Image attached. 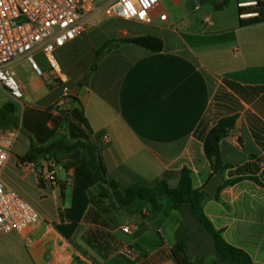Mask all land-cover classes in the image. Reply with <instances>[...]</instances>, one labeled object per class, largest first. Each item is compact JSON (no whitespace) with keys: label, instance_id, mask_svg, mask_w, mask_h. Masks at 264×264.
Here are the masks:
<instances>
[{"label":"crops","instance_id":"obj_1","mask_svg":"<svg viewBox=\"0 0 264 264\" xmlns=\"http://www.w3.org/2000/svg\"><path fill=\"white\" fill-rule=\"evenodd\" d=\"M256 1L160 0L149 25L94 14L82 37L55 53L60 77L39 54L41 77L24 59L15 62V78L0 85L6 95L1 107L13 103L19 120L14 143L5 146L2 180L40 221L25 233L0 237V264H103L88 253L85 241L86 232L100 226L94 212L85 219L94 211L89 193L97 179L81 151L58 157L55 186L40 187L35 167L19 164L30 140L45 146L64 135L69 142H93L78 113L93 135H100L98 164L108 181L120 188L165 181L175 188L180 170L187 168L194 190L211 179L203 151L208 131L220 119L238 115L235 129L220 142L221 161L230 166L221 179L256 177L264 185V24L243 27L248 16L239 15ZM162 13L165 21L158 20ZM148 35L162 41L161 52L115 46L86 78L107 42ZM22 70L30 74L23 76ZM128 211L131 221L149 229L152 242L130 264H189L176 241L171 218L179 216L172 208L163 211L160 204L152 213L147 203L136 202ZM203 213L228 245L264 264L263 187L242 181L223 188L218 200L205 202ZM130 228L134 232L137 226Z\"/></svg>","mask_w":264,"mask_h":264},{"label":"built area","instance_id":"obj_2","mask_svg":"<svg viewBox=\"0 0 264 264\" xmlns=\"http://www.w3.org/2000/svg\"><path fill=\"white\" fill-rule=\"evenodd\" d=\"M159 3L160 0H104L98 7L96 0H0V85L15 78L13 67L20 59L27 61L35 75L41 77L42 71L35 61L37 54L60 77L55 53L82 37L91 16L102 11L106 18L149 25ZM158 20L165 21L166 13L159 14ZM17 134L15 129L0 132V237L25 233L40 221L37 211L2 180L9 156L5 146L11 147ZM58 169L57 163H43L35 170L38 181L55 186ZM122 230L132 233L129 227Z\"/></svg>","mask_w":264,"mask_h":264},{"label":"trees","instance_id":"obj_3","mask_svg":"<svg viewBox=\"0 0 264 264\" xmlns=\"http://www.w3.org/2000/svg\"><path fill=\"white\" fill-rule=\"evenodd\" d=\"M225 5L226 3L218 10H222ZM239 15L248 16L247 19L241 20V25L243 27L264 24V0H257L254 5L240 8ZM121 44L133 45L151 53L161 52L163 48V43L159 38L149 35L107 42L96 54V61L86 78L96 70L102 55L109 52L113 47ZM69 101L76 102L77 97L71 96ZM16 113L17 109L13 103H6L0 108V132L19 129V120ZM78 115L81 118L82 127L93 136V142H69L64 135H58L45 146H37L30 140L29 150L19 162L33 166L36 170L41 167L42 163L54 162L58 164V157L79 149L81 151L83 164L94 173L97 179L96 185L89 193L90 204L94 208V211H88L85 216L86 220L91 216V213L94 212L92 215L95 217L96 224H99L101 221L100 219L105 218L103 224L108 226V221L105 217L106 212L101 208L102 200L105 198L111 197L115 204L125 209H129L136 202H145L150 206L152 213L158 212L161 204L160 200L166 199L171 203L172 210L178 213L179 218L182 216L184 208H189L196 222H198L211 236L214 252L218 260L227 264H254L246 253L228 245L222 238L221 231L215 230L210 221L206 218L203 213V206L205 202L211 198L207 196L203 188L196 190L192 188V172L187 168L180 170L179 180L175 188H170L165 181H161L151 187L131 186L127 188H120L116 183L108 181L102 175L98 164V155L101 148L100 135H93L82 113H78ZM238 118V115H233L220 119L208 131L204 139L203 151L211 169V179L218 171L222 174L225 170L230 168V166L223 164L221 161L220 142L230 136L231 132L235 129ZM242 181H250L264 188V185L256 177H242L232 180H224L222 178L223 184L218 189L213 199L218 200L219 193L223 188L234 186ZM38 182L40 187L45 186L43 181L39 180ZM100 224H102V222ZM175 234L178 245L186 250L179 240V231L176 230ZM94 236L98 238L96 233ZM158 244H162L161 239H158ZM83 254L85 255V253ZM130 262L131 260L127 263L130 264ZM189 264L204 263L198 259H189Z\"/></svg>","mask_w":264,"mask_h":264},{"label":"rangeland","instance_id":"obj_4","mask_svg":"<svg viewBox=\"0 0 264 264\" xmlns=\"http://www.w3.org/2000/svg\"><path fill=\"white\" fill-rule=\"evenodd\" d=\"M96 3L100 7L104 0H96ZM96 15L105 17L102 11L96 13ZM101 28H106V24L102 25ZM35 61L37 62L36 59ZM21 74L28 76L30 73L27 70H22ZM1 86L0 107L2 104L1 100L6 97ZM160 203L163 211L171 209V203L166 199H161ZM101 208L106 212L105 217L107 218L108 226L103 224L105 218H102L103 220L100 219L101 221L99 222V228H91L85 234V241L88 243L87 251L90 255L95 256V259L100 260L103 264H115L116 262L123 264L125 260H131L140 255L144 248L152 243L148 240L149 229L142 224L131 221V214L128 209L115 204L111 197L102 200ZM136 212L141 213L143 211L137 210ZM174 213L178 215L177 212ZM171 221L179 231V240L184 245L189 259H198L204 264H227L218 260L214 252L211 236L196 222L189 208H184L182 216L180 218L175 216L171 218ZM101 222L102 224H100ZM130 226H137V229L130 234L123 232L122 228H130ZM154 230L156 231L157 228L154 227ZM163 230L162 237H166L165 227H163ZM95 233L98 238L94 236ZM154 236L157 238L155 234Z\"/></svg>","mask_w":264,"mask_h":264},{"label":"water","instance_id":"obj_5","mask_svg":"<svg viewBox=\"0 0 264 264\" xmlns=\"http://www.w3.org/2000/svg\"><path fill=\"white\" fill-rule=\"evenodd\" d=\"M78 92L79 90H77L74 96H77ZM62 134H65L64 131L62 132ZM222 184L221 172L218 171L215 176L206 183V185L203 187V191L207 194L208 197L214 198Z\"/></svg>","mask_w":264,"mask_h":264}]
</instances>
